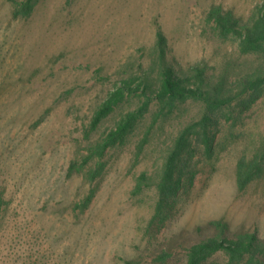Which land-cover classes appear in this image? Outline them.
Instances as JSON below:
<instances>
[{"label": "rangeland", "instance_id": "obj_1", "mask_svg": "<svg viewBox=\"0 0 264 264\" xmlns=\"http://www.w3.org/2000/svg\"><path fill=\"white\" fill-rule=\"evenodd\" d=\"M262 1L42 0L15 19L10 0H0V184L10 201L0 221V264H186L187 249L212 233L213 220L264 238V160L245 188L236 179L239 158L264 151V86L247 108L242 99L216 110L154 101L107 151L91 185L82 174L67 176L71 160L137 111L140 79L157 86L158 28L165 61L178 73L201 64L216 75L227 67L235 78L256 71L261 57L243 54L239 38L208 13L219 7L245 23ZM126 79L133 91L87 138L93 113ZM183 131L193 184L159 226L156 186L136 189L138 176H158ZM89 188L95 197L80 213L74 204ZM202 264L236 263L217 252Z\"/></svg>", "mask_w": 264, "mask_h": 264}, {"label": "trees", "instance_id": "obj_2", "mask_svg": "<svg viewBox=\"0 0 264 264\" xmlns=\"http://www.w3.org/2000/svg\"><path fill=\"white\" fill-rule=\"evenodd\" d=\"M42 0H10L12 16L15 19L28 17L34 7ZM74 0H66L71 4ZM208 19L213 21L218 29L225 34H233L239 38V46L243 54H256L261 57V64L253 73H244L237 77H228L225 73L208 74L201 64L189 67L186 73H178L173 66L165 61L166 37L160 28L156 32V49L159 53L161 69L159 82L155 88H149L145 79H140L137 89L141 90L143 100L137 111L124 115L115 126L106 132L99 140L87 148V153L79 160L70 161L67 176L78 173L90 185L104 171L103 158L107 151L124 141L135 120L147 111L154 101L166 106L174 102L193 100L203 103L208 109H220L242 99L245 108L254 103L261 94L264 86V0L254 9L245 23H240L230 13L215 7L208 13ZM131 80H122L115 90L110 92L105 100L93 113L86 137L93 133L101 122L124 99L127 92L131 94ZM148 133L138 145V152L147 140ZM189 144L185 131L181 132L173 144V148L163 163L158 176L153 177L142 172L138 176L136 189L143 186L155 185L158 195L152 222L164 224L174 208L181 191H185L193 184L195 172L185 166L184 154ZM264 151L251 158L242 156L237 162V187L243 189L251 181L256 170L261 168ZM95 189L89 188L80 201L74 204V209L83 213L90 206L95 197ZM10 208V201L5 195V188L0 184V221L6 216ZM211 234L192 244L187 249L186 264H202L208 257L217 252L224 253L232 263L264 264V238L255 232L240 231L233 233L223 220H213L206 227ZM169 249L162 250V254L170 256ZM126 264H132L127 262Z\"/></svg>", "mask_w": 264, "mask_h": 264}]
</instances>
